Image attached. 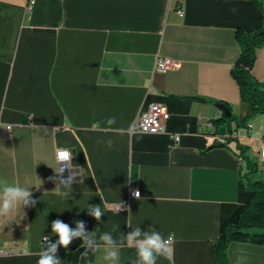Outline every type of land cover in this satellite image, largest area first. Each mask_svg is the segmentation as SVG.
Listing matches in <instances>:
<instances>
[{
	"label": "crops",
	"instance_id": "1",
	"mask_svg": "<svg viewBox=\"0 0 264 264\" xmlns=\"http://www.w3.org/2000/svg\"><path fill=\"white\" fill-rule=\"evenodd\" d=\"M31 1L0 0V178L33 185L38 201L0 218V264H36L43 236L55 242L56 219L83 220L98 233L119 223L127 234L133 230L127 209L133 227L174 233L175 264H217L216 241L254 194L243 185L236 141L209 148L210 125L222 114L218 102L252 122L238 139L258 163L250 179H264L257 155L264 113L250 117L232 75L240 54L235 30L259 29V6L254 0H34L29 9ZM159 56L182 65L158 72ZM252 73L264 81V45ZM153 104L167 110L166 132L136 130L139 114ZM109 117L135 132L102 131ZM107 139L115 141L112 149L98 142ZM64 148L77 173L68 197L52 193L57 185L49 179L58 175L55 155ZM134 188L140 199L130 198L118 213L116 205ZM88 204L102 206L100 221L88 215ZM81 243L72 253L58 250L62 264H107L102 252L82 259ZM228 256L231 264L237 256L264 264V245L232 242ZM134 257V249H122L120 264Z\"/></svg>",
	"mask_w": 264,
	"mask_h": 264
},
{
	"label": "clouds",
	"instance_id": "2",
	"mask_svg": "<svg viewBox=\"0 0 264 264\" xmlns=\"http://www.w3.org/2000/svg\"><path fill=\"white\" fill-rule=\"evenodd\" d=\"M102 131L112 132L119 135L134 133L132 127L123 128L117 126L115 117H109L104 121ZM93 127L99 128V124H94ZM105 144L106 148L112 149L115 141L107 139L98 141ZM56 167L53 169L58 175L50 177L56 182V188L52 193L60 197H68L72 190V185L75 182L77 173L70 172L67 177L63 176L65 168L73 169L72 151L66 149H58L55 155ZM63 164L64 167H57ZM80 175V173H79ZM39 179V178H38ZM40 180V179H39ZM83 183V181H80ZM42 181L40 180V185ZM36 186V188H39ZM33 185L25 186L19 181H9L6 178H0V218H6L18 208L34 207L37 200L33 198V192L30 188ZM63 189V190H61ZM136 199H140V192L133 191ZM88 215L95 220L100 221L104 215L101 205L91 204L86 207ZM125 210L122 204L116 206V211ZM129 212L126 224L133 230L127 234L120 230V224L112 225L110 231L98 233L97 228L93 231L86 230V223L83 220L75 221V228L60 219H56L51 223L52 235L58 236L55 242L49 241L48 236H43L42 246L39 252L35 253L38 256L36 264H62V260L58 256V249L63 247L69 248L75 239L82 241L80 247L85 251L80 254L81 258L89 256V254L103 253L102 259L107 264H120V253L122 249H134L135 257L131 260V264H159L160 261H167L168 264H175L174 259V233H169L165 236L158 231L153 225H149L147 229L142 230L140 226L133 227L131 223V211ZM119 235H114V233ZM236 264H244V257L237 256Z\"/></svg>",
	"mask_w": 264,
	"mask_h": 264
},
{
	"label": "trees",
	"instance_id": "3",
	"mask_svg": "<svg viewBox=\"0 0 264 264\" xmlns=\"http://www.w3.org/2000/svg\"><path fill=\"white\" fill-rule=\"evenodd\" d=\"M262 11V26L254 31H247L237 27L235 37L240 46V54L232 68V75L238 84L241 100L248 104L250 117L264 113V81H258L253 73V67L257 60V49L264 45V0H254ZM226 103V102H225ZM232 111L231 105L226 103ZM248 118L239 119L233 112L230 115L222 114L212 120L214 132L223 134L238 131L245 127ZM236 141V152L245 162V171L242 172L243 185L253 190L252 198L243 207L239 218L231 221L225 228V236L216 241L214 254L217 264H231L228 256V248L232 242H247L264 245V179L254 181L250 175L259 171L257 161H253L248 155V146L240 143L238 138H228L227 142L213 141L209 148L228 146ZM75 228V224H69ZM58 236L55 235V241ZM79 239H75L69 248L60 247L58 250L72 253L78 246Z\"/></svg>",
	"mask_w": 264,
	"mask_h": 264
},
{
	"label": "built area",
	"instance_id": "4",
	"mask_svg": "<svg viewBox=\"0 0 264 264\" xmlns=\"http://www.w3.org/2000/svg\"><path fill=\"white\" fill-rule=\"evenodd\" d=\"M33 4H34V0H32L28 4L27 7L31 9ZM177 11H178L179 16L181 17L184 16V10L182 8H179ZM181 65L182 63L178 59H175L169 56H159L156 60L155 70L158 72H166L168 70L179 69ZM166 113H167V110L164 106L153 104L150 106V108L147 111L141 112L139 114L135 122L134 128L141 132L151 133V134L166 132V126H165ZM246 127H247V130L250 131L252 128V122L248 121L246 123ZM209 135L211 136L213 141H218V140L224 141V140H227L228 138H239L238 131L226 132L223 134L215 133L213 123H211L210 125ZM171 136L175 139L176 142L179 141L180 136L178 134L173 133L171 134ZM66 150H69V149H66ZM257 155L261 160L264 159V138L262 139L261 148L257 152ZM58 167H64V165L61 164V165H58ZM70 172H71L70 169L65 168V171L63 172V176L67 177L70 174ZM134 190H138L141 193V191L138 188L132 189L129 194L128 199L121 203L123 208L128 206L129 199L134 197L133 195Z\"/></svg>",
	"mask_w": 264,
	"mask_h": 264
},
{
	"label": "water",
	"instance_id": "5",
	"mask_svg": "<svg viewBox=\"0 0 264 264\" xmlns=\"http://www.w3.org/2000/svg\"><path fill=\"white\" fill-rule=\"evenodd\" d=\"M218 106L221 108L222 112H224L227 115H230L232 113L231 109L225 102H218Z\"/></svg>",
	"mask_w": 264,
	"mask_h": 264
}]
</instances>
